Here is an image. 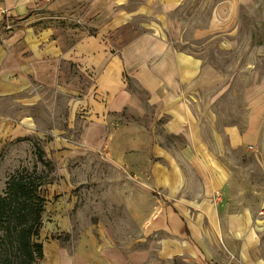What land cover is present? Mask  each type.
Returning <instances> with one entry per match:
<instances>
[{"label":"crops","instance_id":"1","mask_svg":"<svg viewBox=\"0 0 264 264\" xmlns=\"http://www.w3.org/2000/svg\"><path fill=\"white\" fill-rule=\"evenodd\" d=\"M187 1L0 0V146L67 124L57 161L92 151L124 165L130 239L90 223L69 246L41 241L38 264H264V105L243 125L210 120V67L167 37ZM231 1L195 38L229 34Z\"/></svg>","mask_w":264,"mask_h":264},{"label":"rangeland","instance_id":"2","mask_svg":"<svg viewBox=\"0 0 264 264\" xmlns=\"http://www.w3.org/2000/svg\"><path fill=\"white\" fill-rule=\"evenodd\" d=\"M217 1L224 2L188 0L173 12L172 31L167 37L175 48L198 53L210 67L213 78L201 94L210 120L216 124L243 125L252 110L264 105V0H232L229 10L221 7V13L229 15L221 20L220 28L229 34L195 38V29L208 25ZM56 100L60 117H64L65 97L59 95ZM44 117L47 123V115ZM66 125L38 124L36 133L1 145L0 191L9 174L22 168L35 169L43 177L46 202L39 241L52 237L69 246L77 231L90 223H101L114 235L130 239L132 224L120 191L126 194L121 176L124 165L92 151L76 154L71 160L57 161L58 150L52 142L55 134H66ZM72 132L75 136L78 130ZM252 163L253 168H259V162ZM59 215L66 218L67 231L58 232L62 228ZM38 261L37 254L31 264Z\"/></svg>","mask_w":264,"mask_h":264},{"label":"trees","instance_id":"3","mask_svg":"<svg viewBox=\"0 0 264 264\" xmlns=\"http://www.w3.org/2000/svg\"><path fill=\"white\" fill-rule=\"evenodd\" d=\"M44 184L35 169L22 168L7 177L0 191V264H31L37 254L41 257L38 231L46 202Z\"/></svg>","mask_w":264,"mask_h":264},{"label":"built area","instance_id":"4","mask_svg":"<svg viewBox=\"0 0 264 264\" xmlns=\"http://www.w3.org/2000/svg\"><path fill=\"white\" fill-rule=\"evenodd\" d=\"M8 19L9 18L7 14V8L0 5V22L6 23L7 28H9L11 25ZM216 264H242V263L235 259H230L227 262H217Z\"/></svg>","mask_w":264,"mask_h":264}]
</instances>
